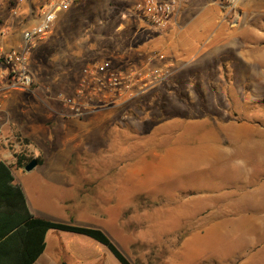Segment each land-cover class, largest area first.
Segmentation results:
<instances>
[{
    "label": "rangeland",
    "instance_id": "374dc122",
    "mask_svg": "<svg viewBox=\"0 0 264 264\" xmlns=\"http://www.w3.org/2000/svg\"><path fill=\"white\" fill-rule=\"evenodd\" d=\"M93 1L95 7L72 3L32 50L35 86L31 93H21L38 112L25 114L61 118L55 95H72L88 63L115 58L125 69L138 67L158 50L165 64L173 63L178 40H172V27L153 29L135 13L137 0ZM6 3L0 0V19L9 16ZM238 19V12L224 18L208 12L183 19L214 23L203 31V44L200 38L193 41L194 47L199 43L196 50L192 47L193 55H199L197 64L221 56L220 35H207H228ZM192 32L190 26L185 34ZM92 35L95 44H90ZM182 38L187 41L184 34ZM37 54L45 58V67ZM215 73L200 72L206 76L205 92L189 89L188 78L181 77L176 91L164 95L168 120L163 119L160 97L148 99L142 109L125 102L83 118H113L102 134L76 128L70 133L58 126L51 142L53 158L47 157L46 164L67 161L80 172L67 173L76 180L66 183L58 181L61 174L54 167L16 173L31 210L54 222L103 231L132 264H264V200H252L251 191L236 184L239 155L252 148L253 128L264 127V92L257 84L250 88L241 76H227L226 81ZM223 83L237 84L241 92H226ZM17 137L0 140L1 160L12 164L13 171L18 169L16 154L27 153L44 163L43 156L35 157L29 140ZM63 144L76 149H62ZM253 233L256 240H249ZM47 244L60 264H120L105 246L84 235L53 230ZM199 252L204 259L198 263Z\"/></svg>",
    "mask_w": 264,
    "mask_h": 264
},
{
    "label": "crops",
    "instance_id": "0c3cea01",
    "mask_svg": "<svg viewBox=\"0 0 264 264\" xmlns=\"http://www.w3.org/2000/svg\"><path fill=\"white\" fill-rule=\"evenodd\" d=\"M45 1L47 0H7L6 5L9 16L5 19H0V25L2 26L0 30L1 54L7 53L18 46L22 40V32L38 23V13ZM242 2H244L243 5H239L236 11V13L238 12V17L242 18V20L238 19L230 26L231 31L228 35H225L224 31L218 34L214 31L210 35H207L211 38L220 35L221 41L219 47L221 56L219 58L218 56L214 57L212 60L210 59V62L206 60L205 62L207 64L205 65L197 64L196 61L199 55L196 56L193 54H195L194 52L199 43L194 47L193 41H198L200 38V42L203 44L204 40H201V35L204 34L203 31L211 25L213 26L214 23L197 20L184 23L183 19L191 14H195L197 17L199 14L208 12H215L224 18L231 11L226 9L217 0H190L186 5L182 6L170 25L172 27L170 31L172 40L176 38L178 40L177 49L175 51L172 50L175 54L173 63H171L173 66L172 76L176 80L181 77H187L189 89L191 88L197 92H205L207 89L204 87L203 78L206 76H201L200 72H210L211 75V72L215 71L216 76H223L226 81H228L227 76H241L242 82H246L250 88L254 87L255 89L257 84L258 88L264 92V0H243ZM13 8L20 10L19 16L15 17L12 15L11 10ZM221 23L225 22L222 20ZM218 25L216 23L215 28ZM190 26H192L193 32L185 34V31ZM183 34L187 37V41L182 38ZM192 47L195 49L194 51ZM222 85L226 92H241L237 88V84H234L232 87L225 83ZM13 107L16 108L14 114L12 113ZM28 110L32 111L33 114L38 112L34 110L31 104H26L23 101V93L12 92L9 94L0 110V140L4 143L12 141L13 138H18L17 136L29 140V146L35 150V157L43 156L45 159L44 163L37 165L36 168L41 167L44 170H47L49 167L58 168L61 174V179H58V181L65 183L68 180H76V177L68 176L67 173L80 172V169L79 167L69 166L67 161L55 166H48L46 164L47 157L53 158L54 146L51 145V142L57 135L56 130L59 131L60 129L58 126L63 130L65 129V131H70V133L76 128L77 130L83 131V133H88L96 129L102 134L105 132V129H109L106 126L113 121V118L110 117H92L85 120L83 118L63 116L61 118L52 117L50 114L47 120H45L40 117H32L25 114ZM253 136L252 148L245 150L239 155V157L241 156V161L236 166L238 170L236 184L238 189L250 190L252 200H264V127L253 128ZM61 148L71 149L72 151L76 149L75 146L69 147V145L65 146V144L61 145ZM69 155L72 157L74 152ZM5 156L7 155L4 154ZM0 161L4 160L0 159ZM16 173L20 176L25 171L24 169L12 170L14 183L19 184L16 181ZM64 186L68 188L66 185ZM23 193L31 214L35 217L50 220L39 213L33 212L28 204V197L24 190ZM50 231L46 234L43 253L33 264H60V260L52 255L51 250L49 251L47 240ZM248 236L249 240H253V238L256 240L257 237L254 233ZM201 255L202 253L199 252L196 257L198 263L204 259V256L201 257ZM2 263L0 262V264Z\"/></svg>",
    "mask_w": 264,
    "mask_h": 264
},
{
    "label": "built area",
    "instance_id": "2783aa9c",
    "mask_svg": "<svg viewBox=\"0 0 264 264\" xmlns=\"http://www.w3.org/2000/svg\"><path fill=\"white\" fill-rule=\"evenodd\" d=\"M73 0H47L40 7L38 23L22 32L21 43L9 52L0 53V109L12 92L31 93L34 78L29 68L30 54L51 33L60 13L68 10ZM190 0H137L135 13L157 31H165L177 12ZM226 9L236 12L243 0H217ZM20 10L13 8V16ZM173 66L164 63V56L153 51L145 56L140 66L117 70L109 62L86 64L81 70L74 93L55 95L63 117L84 118L104 112L134 97L144 94L168 80Z\"/></svg>",
    "mask_w": 264,
    "mask_h": 264
},
{
    "label": "trees",
    "instance_id": "16d2710c",
    "mask_svg": "<svg viewBox=\"0 0 264 264\" xmlns=\"http://www.w3.org/2000/svg\"><path fill=\"white\" fill-rule=\"evenodd\" d=\"M82 2L83 4L87 3L89 7H95L96 4L93 0L72 1L73 5L76 7ZM70 8L60 14L68 12ZM108 33V36L112 38V32L110 31ZM90 39V44L96 43L93 40V35L90 37ZM35 57L39 58L40 65L42 67L46 66V60L41 54H37ZM77 59L79 58H74V60ZM105 61L109 62L111 67L114 69H125L124 65H118L119 60L115 58H106ZM72 64L69 65L70 68H72ZM29 68L31 75L34 76L33 78H35L34 72L31 70L30 60ZM180 82V78L176 80L174 76H171L167 82L149 90L147 94H140L134 97L133 99L129 100L128 103L126 102V105H133L137 109H142L146 105V101H148V99L154 101L155 99L161 97L163 99L161 104V112L165 114L163 119L168 120L169 118L166 116V106L164 103L167 98L164 101V95L169 94L171 91L175 92V88L180 85ZM123 105L125 104H121L118 107H122ZM132 111L133 110H128V116H133ZM32 159L33 156L27 153L16 154L14 166L18 169H24V167ZM36 161L37 165L42 164L41 158L37 157ZM12 170V164L9 165L4 161H0V262H3L2 264H33L43 253L45 249L46 234L50 230L84 235L105 246L120 264H132L127 259V257L114 245L109 237L99 229L58 223L32 215L27 207L25 195L21 186L14 183Z\"/></svg>",
    "mask_w": 264,
    "mask_h": 264
},
{
    "label": "water",
    "instance_id": "95a60500",
    "mask_svg": "<svg viewBox=\"0 0 264 264\" xmlns=\"http://www.w3.org/2000/svg\"><path fill=\"white\" fill-rule=\"evenodd\" d=\"M37 166V161L35 158H33L25 167H24V171L25 172H31L33 171Z\"/></svg>",
    "mask_w": 264,
    "mask_h": 264
}]
</instances>
